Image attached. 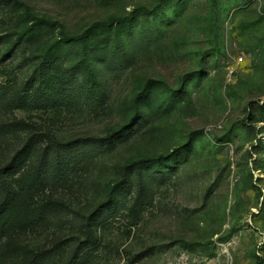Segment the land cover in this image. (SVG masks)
I'll use <instances>...</instances> for the list:
<instances>
[{"label":"rangeland","instance_id":"1","mask_svg":"<svg viewBox=\"0 0 264 264\" xmlns=\"http://www.w3.org/2000/svg\"><path fill=\"white\" fill-rule=\"evenodd\" d=\"M18 1L59 22L55 38L159 3ZM10 10L0 8V36L23 27ZM121 37L120 53L94 63L95 85L66 64L54 68L50 109L26 104L40 89L26 85L30 65L16 68L21 53L0 66V84L13 78L10 70L17 83L0 106V168L26 148L1 171L12 190L0 210L18 201L0 222V264H69L70 241L84 238L79 231L116 182V168L144 158L159 164L136 167L95 221L94 264H264V0L165 1ZM2 44L0 55L10 46ZM84 139L97 144L65 157V187L19 193L17 181L38 180L51 142ZM168 156L173 163L165 164ZM38 209L47 221L32 228Z\"/></svg>","mask_w":264,"mask_h":264},{"label":"trees","instance_id":"2","mask_svg":"<svg viewBox=\"0 0 264 264\" xmlns=\"http://www.w3.org/2000/svg\"><path fill=\"white\" fill-rule=\"evenodd\" d=\"M165 1L175 2L176 0H159L153 10H149L146 7H138L126 16L110 17L108 20L95 22L80 34L70 36L62 33L59 38H55L54 32L58 29L59 22L37 16L28 5L18 0H0V8L11 9L14 13L17 12V15L23 21L22 28L14 26L9 32L7 31L0 36V46L3 45V42L10 43V46L0 55V66L10 63L13 56L17 58L21 53L22 58L18 60L16 68L21 71L26 65H30L31 74L26 85H36L40 89L38 94L26 100V104L32 109H50L54 105L51 101L54 97L46 96V94L53 89V82L57 80V73L54 68L66 64V67L71 68L74 75H80L88 85H95L97 83V75L94 63L106 64V58H110L118 52L120 53L123 46L121 33L134 25L139 14L143 12H160ZM9 6L12 8H9ZM11 10L9 11L10 14ZM49 35L53 36L51 40H47L50 37ZM29 47H32V50H36L28 53V50L24 49H29ZM71 54L76 55L75 61L69 59ZM69 63H71L70 66H68ZM11 75L13 76L12 79L7 78L5 84H0V106L8 97L5 93L17 86V83L13 80L14 72L10 70L8 76ZM136 113L137 110L134 116H136ZM5 127L8 128L10 126L5 125ZM31 140L32 138H29L28 142ZM51 144L52 146L45 149L41 155L39 169L35 177L38 180L29 184L17 181V188L20 194L33 198L42 191L53 189V187L55 189L65 187L70 180L65 165L63 169L65 157L74 153L79 155V148L92 152L93 147L97 143L93 139H84L68 144L53 141ZM25 151V147L23 150L17 151L13 159L0 168V199L10 198L12 190L1 171L13 169V162L17 161L19 156L23 155ZM164 160L165 164L173 163L172 157H165ZM50 162L54 163L55 171H48V167L51 166ZM157 164H159V159L144 158L133 161L124 167L116 168V182L105 187V200L87 217L84 226L79 231L80 233L82 232L84 238L74 237L70 241L74 246V252L69 264H94L99 251L98 232L95 233L94 230L95 221L104 216L108 211V207L117 201L118 196L122 193L123 186L128 183L136 167H153ZM16 168L17 166L15 170ZM16 201H18L17 195L13 201L9 199L4 208L0 210V222L4 218H9ZM45 216L46 213L38 209L34 217L30 218L31 227L36 228L45 223L47 221ZM33 262L38 264L40 261L34 259Z\"/></svg>","mask_w":264,"mask_h":264}]
</instances>
